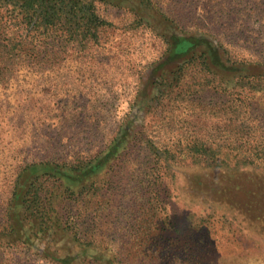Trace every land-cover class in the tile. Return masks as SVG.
Returning <instances> with one entry per match:
<instances>
[{
	"label": "trees",
	"instance_id": "trees-1",
	"mask_svg": "<svg viewBox=\"0 0 264 264\" xmlns=\"http://www.w3.org/2000/svg\"><path fill=\"white\" fill-rule=\"evenodd\" d=\"M111 31L135 80L129 109L94 147L17 165L0 200V264H127L104 238L134 161L133 236L145 235L154 264H182L167 234L168 205L187 188L179 169L264 171V0H0V87L105 62ZM125 33L158 40L157 52L133 56ZM82 103L88 121L108 105L85 114ZM178 118L199 130L168 136Z\"/></svg>",
	"mask_w": 264,
	"mask_h": 264
},
{
	"label": "rangeland",
	"instance_id": "rangeland-1",
	"mask_svg": "<svg viewBox=\"0 0 264 264\" xmlns=\"http://www.w3.org/2000/svg\"><path fill=\"white\" fill-rule=\"evenodd\" d=\"M109 38L110 49L100 54L104 55L105 62L89 59L80 65L72 63L63 68L61 75L51 74L47 82L35 77L17 80L8 88L0 87V200L21 161L45 154L57 156L82 146L94 147L103 132L114 128L128 111L134 76L128 77L126 65L118 67L115 48L118 35L111 31ZM121 43L133 56L144 52L152 55L158 49V40L139 33H125ZM17 87L22 90L14 92ZM88 96L92 100L85 103ZM104 101L108 105L104 113L97 112L102 115L97 120L81 117L83 112L78 103L88 104L85 114H89L95 113V106ZM214 118L209 116L207 130L213 126ZM152 123L156 133L155 120ZM176 125L175 129L171 126L174 130L168 136L199 130L184 118H178ZM96 128L101 132L95 134ZM138 156L142 158L143 154ZM136 166L134 161L121 173V180L128 183H123L125 189H120L118 194L127 195L117 207V214H112L111 227L104 240L127 264H154L147 256V242H142L145 235L135 238L132 231L134 222L130 218H134V209H138L137 204L131 203L139 187ZM178 174L187 188L183 189V200L174 198L168 205L172 221L167 224L173 227L167 234L176 239L173 246H177V257H181L182 264H264V171L183 167ZM205 198L212 204L199 203ZM219 201L223 204L219 205ZM224 209L231 215L227 216ZM144 211L147 215V205ZM37 264L53 263L39 261Z\"/></svg>",
	"mask_w": 264,
	"mask_h": 264
}]
</instances>
